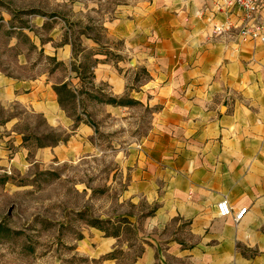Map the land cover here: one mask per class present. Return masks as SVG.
<instances>
[{"label":"crops","instance_id":"obj_1","mask_svg":"<svg viewBox=\"0 0 264 264\" xmlns=\"http://www.w3.org/2000/svg\"><path fill=\"white\" fill-rule=\"evenodd\" d=\"M214 4L152 0L127 11L108 24L114 59L93 54L89 83L81 79L82 54L75 57L68 44L49 54L62 63L63 74L0 73V103L19 101L54 127L65 118L60 90L78 95L86 85L129 102L102 103L106 112L150 110L144 141L124 159V198L153 205L147 224L160 234L131 264H264V43L243 42L235 29L215 33L240 13ZM260 18L264 24V9ZM77 128L67 143L37 148V157L61 162L85 147L90 129ZM221 200L233 212L246 208L243 218H219ZM172 220L176 229L168 236ZM116 237L99 238L88 255L118 264L109 257L118 248Z\"/></svg>","mask_w":264,"mask_h":264},{"label":"rangeland","instance_id":"obj_2","mask_svg":"<svg viewBox=\"0 0 264 264\" xmlns=\"http://www.w3.org/2000/svg\"><path fill=\"white\" fill-rule=\"evenodd\" d=\"M150 1L0 0V73L63 74L62 63L49 56L68 44L75 57L82 54L81 79L89 83L93 54L114 59L108 24ZM86 88L74 96L60 90L65 118L56 127L19 101L0 103V264H100L103 256H89L88 248L106 236H117L118 248L109 257L131 264L160 234L147 224L155 207L124 198L129 175L124 159L144 141L150 110L135 106L126 116L106 112L101 104L111 99L108 94ZM82 124L90 129L85 147L61 162L37 157V148L67 143ZM175 222L166 228L168 236Z\"/></svg>","mask_w":264,"mask_h":264},{"label":"built area","instance_id":"obj_3","mask_svg":"<svg viewBox=\"0 0 264 264\" xmlns=\"http://www.w3.org/2000/svg\"><path fill=\"white\" fill-rule=\"evenodd\" d=\"M214 6L218 10L231 11L233 9L240 13V17L235 24L229 22L223 26H215V33L235 29L239 39L243 42L264 43V24L260 18V14L264 9V0H215ZM246 211V208H243L233 212L226 200L216 203V212L219 218L231 217L237 222L243 218Z\"/></svg>","mask_w":264,"mask_h":264},{"label":"trees","instance_id":"obj_4","mask_svg":"<svg viewBox=\"0 0 264 264\" xmlns=\"http://www.w3.org/2000/svg\"><path fill=\"white\" fill-rule=\"evenodd\" d=\"M105 103L107 104H114V105H121L120 103H118L116 100L114 99H109L108 101H106Z\"/></svg>","mask_w":264,"mask_h":264}]
</instances>
